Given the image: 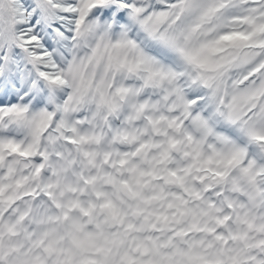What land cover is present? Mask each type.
Here are the masks:
<instances>
[{"label": "snow or ice", "instance_id": "6c2138e0", "mask_svg": "<svg viewBox=\"0 0 264 264\" xmlns=\"http://www.w3.org/2000/svg\"><path fill=\"white\" fill-rule=\"evenodd\" d=\"M0 264H264V0H0Z\"/></svg>", "mask_w": 264, "mask_h": 264}]
</instances>
